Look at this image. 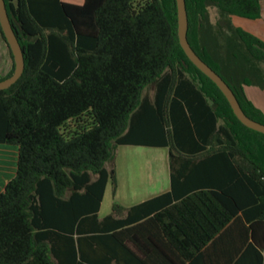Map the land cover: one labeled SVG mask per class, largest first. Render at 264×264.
Masks as SVG:
<instances>
[{
	"label": "trees",
	"instance_id": "16d2710c",
	"mask_svg": "<svg viewBox=\"0 0 264 264\" xmlns=\"http://www.w3.org/2000/svg\"><path fill=\"white\" fill-rule=\"evenodd\" d=\"M263 1L186 0L192 48L261 124L245 86L264 88V40L232 19ZM5 3L25 72L0 91V144L18 148L0 264H264V134L186 56L177 1ZM119 146L168 148L171 190L100 218Z\"/></svg>",
	"mask_w": 264,
	"mask_h": 264
},
{
	"label": "crops",
	"instance_id": "0c3cea01",
	"mask_svg": "<svg viewBox=\"0 0 264 264\" xmlns=\"http://www.w3.org/2000/svg\"><path fill=\"white\" fill-rule=\"evenodd\" d=\"M62 1H64V0H62ZM249 21H251V20H249ZM256 21H251V22L258 23L257 27H254V24H253V25H251V27L249 29H246V30L254 33L258 37H260L262 40H264V33H263L264 32V10H263V8H262V17ZM9 72H10V70L7 72V74ZM245 92H246L247 97L256 105V107H258L260 110H262L264 112V88L260 87V86H256V85L245 86ZM4 146H7V145H4ZM9 147H11V146H9ZM119 147L135 148L134 155L137 154L135 152H137V151L141 152V150H144V148H152L155 150L166 149L167 151L164 152L163 155H161L162 160L160 158L158 162H156L155 160H153V162H152L150 159V156H151L150 153H153V151L145 150V152H144L145 158L144 159H147L146 168L148 167V170L151 171L152 181L149 182L148 187L146 189L144 188L143 192H141L136 197L137 198L136 200H132V202H130V200H128L132 204H126L129 202L124 203L119 198L121 190L123 189L124 186H126L125 176H126V172L128 171V169L126 170V172L121 171L122 160L124 158V155H119L118 159L115 156L114 166H115V171H116L117 188H115V190H114V186L112 185V182L110 181V183L108 184V186L106 188V192H105L103 202H102V205L100 208V212H99L100 218H104L107 215H109L112 211L113 205L117 202H118V204H120L126 208H130V207L135 206L139 203H142L144 201H147L149 199L157 197L161 194L167 193L171 190V171H170V157H169V149L168 148H154V147H146V146H119ZM2 150H4V149H2ZM157 152L160 155L159 151H155V154H157ZM125 154H127V150L125 151ZM1 157H0V187H2V183H3V187L0 188V192H2L4 190L6 184L10 181L9 180L7 182V180H3L2 174H4V172H5V175L8 174L11 177L13 175V177H14L16 174V170H17V159L15 162V158L13 159V156L10 160L5 159L4 157L1 158ZM1 159L3 160V163L1 162ZM4 159H5V161H4ZM118 160L120 161V164H119ZM4 179H6V178H4ZM110 188H111V190H110ZM138 190H140V189H138ZM109 191L112 192V203L110 206V202L108 201V204L106 205V208H108V209H106L107 212L103 213L104 204H105V202L107 203L106 199L108 197ZM145 191H147V192H145ZM115 199L117 200V202L115 201ZM109 206L111 207V209L109 208Z\"/></svg>",
	"mask_w": 264,
	"mask_h": 264
},
{
	"label": "rangeland",
	"instance_id": "374dc122",
	"mask_svg": "<svg viewBox=\"0 0 264 264\" xmlns=\"http://www.w3.org/2000/svg\"><path fill=\"white\" fill-rule=\"evenodd\" d=\"M64 1L74 3V4H81L83 2V0H64ZM262 8L264 10V1L262 4ZM209 15H210V21L212 24L215 25L220 21V15H219L217 8L211 7L209 10ZM232 22L236 27H242L244 29H249L251 27V25H253V24H254V27L258 26V23H254V22H251L249 20H244V19L236 18V17L232 19ZM11 65H12V59H11V56L9 54L8 48L0 37V77L6 76L7 72L9 70H11V68H12ZM262 68L264 70V65H262ZM154 91H155L154 86H150L149 88H147L145 90L144 95H148L150 97H153ZM75 126L76 125L74 122H70L67 124L66 130L69 131L70 129H74ZM2 149H4V150H2ZM126 150H127V154H125ZM134 150H135V148H132V147H129V148L117 147V149L115 151L117 159H118L119 155H124V158L122 160L121 171L126 172V170L128 169V171L126 172V176H125L126 186L123 187V189L121 190L120 195H119L120 200L124 203L129 202L128 200H130V202H132V200H136L137 199L136 197L141 192H143V189L144 188L146 189L149 185V182L152 181L151 171L148 170V167L146 168L147 159H144L145 158V155H144L145 150L153 151V153H150L151 154L150 159L152 162H153V160L158 162L159 159L161 158V155H163V153L167 151L166 149L155 150L152 148H144V150H141V152H139V151L135 152L137 154L134 155ZM155 151H159L160 155L158 154V152H157V154H155ZM12 156H13V159L15 158V162H16V159L18 157V148L16 146L9 147V145L4 146L3 144H0V157L1 158L4 157L5 159L10 160L12 158ZM5 159H4V161H5ZM161 160H162V158H161ZM1 162L3 163L2 159H1ZM118 162L120 164L119 160H118ZM114 163H115V159H114ZM111 165H112V163H108L107 167L110 169ZM2 177H3V180H7V182H8L9 180H11L13 175L11 177L8 174L5 175V172H4V174H2ZM4 178H6V179H4ZM2 187H3V183H2ZM2 187H0V188H2ZM138 189H140V190H138ZM110 190H111V188H110ZM145 192H147V191H145ZM106 201H107V203L105 202V204H104L103 213L107 212L106 209H108V208H106V205L108 204V201L110 202V206H111V203H112V192L111 191H109ZM115 201L117 202L116 199H115ZM130 202L126 203V204H132ZM110 206H109V208L111 209Z\"/></svg>",
	"mask_w": 264,
	"mask_h": 264
},
{
	"label": "water",
	"instance_id": "95a60500",
	"mask_svg": "<svg viewBox=\"0 0 264 264\" xmlns=\"http://www.w3.org/2000/svg\"><path fill=\"white\" fill-rule=\"evenodd\" d=\"M178 8V35L180 45L184 50L188 59L209 79H211L216 86L221 90L228 100L234 114L239 121L254 131L264 134V124H261L251 119L241 107V104L235 95L234 91L228 85V83L214 70L212 69L192 48L188 40L189 20L188 11L186 6V0H176ZM0 24L2 33L5 37L8 48L11 50L13 55V62L15 65L14 74L0 81V91L7 90L15 85L23 76L25 72V55L24 50L19 42L18 36L16 35L13 25L10 21L8 10L6 7L5 0H0Z\"/></svg>",
	"mask_w": 264,
	"mask_h": 264
}]
</instances>
